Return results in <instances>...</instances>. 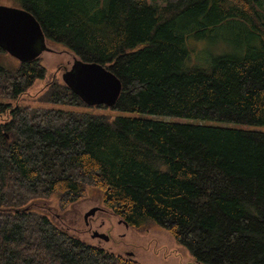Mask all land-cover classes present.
<instances>
[{"label":"trees","instance_id":"trees-1","mask_svg":"<svg viewBox=\"0 0 264 264\" xmlns=\"http://www.w3.org/2000/svg\"><path fill=\"white\" fill-rule=\"evenodd\" d=\"M16 1L46 40L118 78L111 109L264 128V0ZM233 23L250 31L243 53L187 64L188 38ZM38 59L0 57V264H140L35 207L64 210L88 188L127 227L169 231L195 264H264V130L13 105L45 78ZM38 101L85 106L57 81Z\"/></svg>","mask_w":264,"mask_h":264},{"label":"rangeland","instance_id":"rangeland-1","mask_svg":"<svg viewBox=\"0 0 264 264\" xmlns=\"http://www.w3.org/2000/svg\"><path fill=\"white\" fill-rule=\"evenodd\" d=\"M149 2L153 1L149 0ZM16 6V0H0V8H17ZM249 33L250 31L247 26L233 23L228 26L209 28V32L203 38L196 39L191 36L187 40L189 51L187 64L205 69L211 65L212 60L217 56L242 52L245 49L246 42L251 40ZM3 52L5 53V51ZM0 57L2 58L3 65L16 66L18 64V61L7 53L1 54ZM38 57L41 66L46 70L45 78L36 80L23 95L12 102L13 105L18 104L20 106L44 107L104 115L109 117L110 120L117 117H132L182 124H211L223 128L264 130L261 127H249L247 125L202 122L194 119L127 113L107 107L89 106L85 103V106L73 107L39 102L38 100L50 83L53 81L62 83V74L70 71L78 59L64 46L52 43L46 39L44 40V48L39 51ZM35 207L42 209L41 211L47 214L56 226L68 233L81 238L85 242L99 245L115 254L126 258L130 257L137 263L195 264L183 245L177 243L170 232L161 226L152 224L146 229L125 226L104 207L101 196L96 190L88 188L80 201L64 210H60L55 199L48 204H38ZM94 208H97V211L93 215L88 216V222L85 223V215ZM93 232L98 233L99 236L92 238L91 234Z\"/></svg>","mask_w":264,"mask_h":264},{"label":"water","instance_id":"water-1","mask_svg":"<svg viewBox=\"0 0 264 264\" xmlns=\"http://www.w3.org/2000/svg\"><path fill=\"white\" fill-rule=\"evenodd\" d=\"M45 39L39 24L28 12L17 8H0V48L19 63L39 58ZM62 82L89 106L111 108L121 93L118 78L94 62L75 61L70 71L62 74ZM96 210L91 209L85 218L93 215ZM91 235L92 238L99 236L94 232Z\"/></svg>","mask_w":264,"mask_h":264},{"label":"flooded vegetation","instance_id":"flooded-vegetation-1","mask_svg":"<svg viewBox=\"0 0 264 264\" xmlns=\"http://www.w3.org/2000/svg\"><path fill=\"white\" fill-rule=\"evenodd\" d=\"M86 222H88V221H86Z\"/></svg>","mask_w":264,"mask_h":264}]
</instances>
